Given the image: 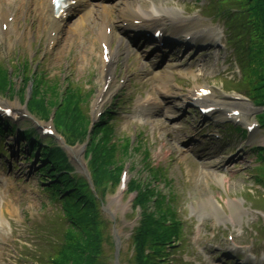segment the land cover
Returning a JSON list of instances; mask_svg holds the SVG:
<instances>
[{
	"label": "rangeland",
	"instance_id": "rangeland-1",
	"mask_svg": "<svg viewBox=\"0 0 264 264\" xmlns=\"http://www.w3.org/2000/svg\"><path fill=\"white\" fill-rule=\"evenodd\" d=\"M207 1L201 0L196 4L194 0H144V2H139L143 9H151L154 5L179 10L180 14L188 19L186 22L188 27L211 28L219 36L220 44L224 47V50L219 52L218 61L209 58L211 56L209 48L186 53L184 51L179 59L171 57L166 64L174 68L172 73L176 76L177 83L168 84L170 90L167 96L174 101L158 116H151L147 124L140 122L135 109L142 96L146 98L157 93L154 90L159 81L146 77L151 70L149 68H154L150 74L157 70V66L150 63L154 48L148 43L141 46V43L126 37L131 36L128 29H123L125 33L120 26L112 29V49L118 44L120 38L126 37V43L131 42L128 49L124 44L119 47L117 58L119 61L114 64L116 74L114 83L119 86V89L115 94H111L100 112L104 113L105 110L113 112V114L104 115V120L112 119L115 122H113L115 124L112 140L115 142L113 154H116L115 147L119 146L118 162L122 163V168L125 167L124 172L127 173L125 182L115 181L108 175L109 179L100 183L99 170L95 173L94 182L88 180L95 196L96 210L94 213L101 221L98 229L99 238H94L93 256L88 264L134 263L132 237L137 233L135 228L139 224V211L137 213V209L133 207L131 203L133 195H130L128 191L133 181L143 185L144 189L150 186L153 193L157 195L173 196L171 204L182 221L185 234L181 245H178L176 249H170L172 250L170 257L173 260L172 264H226L231 258L227 252L229 248H240L235 254L240 257L238 261L240 264H245L243 257L247 264H264V199L261 197L264 195V182L258 180V177H264V172L262 176H259L258 171L253 169L259 164L254 155L250 153L252 146H264L263 129L257 130L246 138L231 136L230 140L223 144L226 132L221 122H218L216 118L204 122L189 119L186 116L187 108L182 107L187 102L183 98L195 86H210L217 98L220 96L237 97L239 102L246 105L243 107H248L247 112L251 120L261 110L260 107L249 103L242 95V91L234 89L235 84L243 80L239 78L237 68L242 69L243 78L245 77L244 65L241 61L244 53L239 43L233 44L236 38L232 40L233 35L225 31V24L218 18L219 15L225 19L226 12H236V16L240 19L244 13H240L241 8L237 0H210L209 8L206 9L204 5ZM6 4L7 1L0 3V11ZM123 6L117 9L109 7V11L103 12H98L95 8L94 12L83 21L82 15L77 13L72 21L69 20L68 24L60 26L54 34L52 33L54 25L47 23L33 8H19V10L13 8L10 9L11 14L18 16L13 23L16 33L10 35L5 33L6 35L0 37V65L2 67L0 69L11 77L9 80L14 83L12 90L15 88L17 91L16 97L10 96L9 99L5 94L1 95L0 104L10 109L17 107L22 112L20 116L17 115L15 123L12 117H4L1 111L0 119L14 124L17 132L28 129L36 130L41 136V145L49 138L54 145L61 148L65 157L67 156V162L72 168L70 176L73 177L87 175V170L92 171L90 167L93 159L91 149L85 144L68 147L64 144L62 135V139L59 136L42 135L41 129L45 126L53 130L51 120L55 123V119L49 117H53L52 111L61 113L64 107L57 105L55 98L59 91L62 98L66 99L69 96L67 95L69 88H71L70 92L77 94L81 99L79 104L81 114L88 113L91 119L99 121L101 113L93 115V104L104 86L100 45L96 38L104 16L108 14L113 21L119 22L121 20L119 13ZM135 6L138 7L136 4ZM172 14L175 15L178 12L173 10ZM241 24L243 25L238 26L243 30L246 27L244 17H242ZM30 29H33L31 41L26 36L27 34H24ZM227 36L232 41L226 40ZM250 59L249 70L245 69V72L248 77L251 74L252 80H258L261 74H264L262 71L264 47L259 46ZM185 64H190V66L196 64L198 69L206 70L201 77L192 78L189 74H181ZM1 70L0 72H3ZM35 73L39 74L37 82L41 84L38 89L33 87ZM193 73L201 74L200 71ZM68 80L77 89L74 86L69 87L72 84ZM115 85L112 88L115 89ZM82 90L85 93L93 92L91 97H87V101L84 100L86 96ZM31 91L35 92L36 99L45 101L44 106L48 111L46 114L40 115L35 112L32 114L35 116L33 117L27 113L24 102L26 98H30ZM259 93L261 94L262 91ZM116 96L118 97L115 98ZM30 109L33 111L31 107ZM166 114L172 115L173 118L165 119ZM159 127H162L160 131L163 134L158 135L156 130L157 142L155 143L151 138L152 130L159 129ZM176 127L180 131L179 135L171 133ZM190 129L199 130V132L195 134L190 132ZM58 130L67 139V132L62 127ZM213 132H223L221 133V135L224 134L223 139L213 142L211 140ZM160 136L165 143L167 140V148L161 143ZM129 137L133 144L137 141L146 147L143 148L148 150L150 164L163 171L164 182L156 183L151 177V172L144 168V152L134 150L136 146L130 152V159L124 156L121 149L124 148L122 143H127ZM125 139L127 141H124ZM22 141L16 136L1 138V143L6 145L5 151L8 154L11 153L12 158L7 157L6 154L5 156L0 154V173L9 182L7 186L0 185L2 188H0V196L5 192L3 197H0V210L3 212L4 219V222H1L3 231H0V264H29L34 263L31 258H35L38 252L48 255L44 253L51 251V248L47 247L46 242L42 240L40 242L41 236L47 239L51 232L53 234L58 232L60 235L66 225L57 204L48 200L45 195L43 189L47 185L39 184V176L36 173L41 165L31 160L25 162L23 156L21 158L18 144ZM206 143H211V145L207 147ZM82 147H86L87 152ZM13 162L17 168L11 166ZM211 175L214 177L210 178ZM219 180H222L223 184L218 185L216 182ZM122 182H124V187ZM155 194L151 201L156 198ZM210 201L217 202L222 213L214 214L202 209V204ZM229 203L241 206L242 213L235 223L230 222L232 209ZM149 211L159 213L160 209L152 202ZM228 235L231 236L232 245L226 242ZM90 240L91 238L87 244L93 247ZM49 241L52 242V239ZM213 245L218 249H213Z\"/></svg>",
	"mask_w": 264,
	"mask_h": 264
},
{
	"label": "trees",
	"instance_id": "trees-1",
	"mask_svg": "<svg viewBox=\"0 0 264 264\" xmlns=\"http://www.w3.org/2000/svg\"><path fill=\"white\" fill-rule=\"evenodd\" d=\"M237 1L242 13L245 14L247 28L253 34V40L256 41L257 45L262 44L264 47V0ZM249 42L251 43L253 41L251 40ZM262 71H264V68H262ZM9 78L10 76L7 72H0V92H9L11 90L10 86L12 83ZM33 87L36 89L40 88L37 83H34ZM251 89L254 92L252 96L253 102L263 107V114L260 115V123L264 127V74H261L258 80L256 79L252 82ZM260 91H262V95L259 93ZM68 95L65 99L62 112H56L55 114L54 125L56 130L58 127H62L70 135L68 136L69 141L83 142L86 140L88 118L85 117L84 113L81 114L79 110L80 97L73 92H70ZM36 98L34 92L29 107L34 111L46 114L48 111L44 106L45 101ZM111 132V125H100L95 132V140L93 139V142L89 143L88 148L91 149L93 155V159L90 162V167L92 168L91 179L93 182L96 180L95 173L98 170V180L100 183L101 181L109 179V177L115 181L119 180L122 166L118 162L116 154H113L114 143L111 140ZM98 134H103V136L98 139ZM115 149L116 153L118 150L117 146ZM124 150L125 157L129 158L131 155L129 147L124 148ZM41 162L44 164V171L41 169L40 172L45 174V177L51 181L45 189L49 194L48 197L55 198L59 201L61 211L64 217L71 221L73 230L72 233H68L65 236L64 244L59 247L58 254L48 261L49 263L47 259L45 261H41V259L37 263L88 264L93 256V247L88 248L87 242H89L90 238V241L93 242L97 236L93 227V221L97 218L93 212L95 209V203L92 201L93 198L89 196L83 181H79V179L73 181L74 179L69 178L63 172L69 170V167L66 165L65 159L59 150H43L40 155ZM130 187L131 190L138 191L137 202L144 209L143 219L134 237L135 262L136 264H158L156 260L164 258L162 257L165 254L163 247L167 244H174L175 241L179 240L182 231L178 215L176 213H170L171 215L169 216L164 210H161V213L156 211L150 212L149 206L152 202L159 208L163 204L161 196L158 195L156 201H151L155 193H153L150 186L144 189L143 185L133 181ZM155 195L157 197V194ZM74 239L81 241L83 245L80 246L76 241L72 242ZM147 244H150L148 246L149 248L146 247ZM147 248L150 250L148 255L145 254Z\"/></svg>",
	"mask_w": 264,
	"mask_h": 264
},
{
	"label": "bare ground",
	"instance_id": "bare-ground-1",
	"mask_svg": "<svg viewBox=\"0 0 264 264\" xmlns=\"http://www.w3.org/2000/svg\"><path fill=\"white\" fill-rule=\"evenodd\" d=\"M47 2H51V0H47ZM119 3H121V2H119ZM96 6H99V4H96ZM76 7H77L76 9H79L81 12H83L84 16L88 13V11L85 12V10H86L85 4H83L79 0H76ZM154 8H156L155 10L159 14H162V15H160V17L155 16L153 14L154 12H152V11H150L149 13H145V12L141 11V8L132 9L130 7H128V9L125 11V17L130 15L131 19L140 18V21H143V19H142L143 17L149 16L152 18L150 21V26L154 27L156 25V28H154V30H156V31L160 29L159 28L160 26H163V24H161V20H162L161 17L163 19L171 18V19H168L169 22L175 20L178 23H180L179 25H183L184 21H183V18L180 17V15L175 14V15L166 17L165 15H168L167 12L170 10L158 8L155 6H154ZM153 11H154V9H153ZM163 15L165 17H163ZM105 22H107V21H104V23L102 24L103 31L100 30L101 31V33H100L101 37L98 39V41H100V44L103 43L104 45H106L107 60L109 59L108 63L105 64V71L103 72V77L105 80H108L109 82L112 83V71H111L110 67L115 60V55L112 53L113 51H111L109 44H108V41H110V39H109V34L106 33V28H109V25H108V23H105ZM13 23H14V20H12L10 18V15L6 11L2 10L0 12V37L2 35H6V34L10 35V34L16 33L15 32L16 29L14 28ZM104 28H105V31H104ZM198 28L205 29L203 26H198ZM13 29H14V32H13ZM198 33L205 40L209 39L210 37H213V35L209 34V32H207V31L206 32L200 31ZM192 34H196V33H192ZM124 42H125V40L123 41V43ZM115 54H116V57L119 55V48H118V52L116 51ZM103 70H104V64H103ZM170 76H172L171 73L166 70V71H164L163 75H157L154 78H157V79H160V78L165 79L166 78V79H168ZM163 83L165 85L167 84V82L165 80L163 81ZM109 94H110L109 89L107 91L101 90L98 93L97 99L94 101V104H93L94 111L100 110V108L104 105L107 98L109 97ZM198 94H199V88H196L195 91L189 93V96L191 98H196L198 100V102L201 104L209 103V106L219 107L218 111L219 112H225V114H224L225 116H226L227 111L234 112L237 107L244 110V112L247 114L248 107H243L246 105L243 104L242 102L231 101L229 103H225V102H223V99L214 100L213 95L211 98L202 99L201 97L198 96ZM210 95H211V93H210ZM144 102H143V106H144ZM1 106H3V105H1ZM238 119L240 121L244 120V114H240ZM212 177H214V176L211 175L210 178H212ZM215 179H217V178L215 177ZM216 183L218 185L223 184L222 180H219ZM229 206H230V209H232L230 221L234 223V222H236L237 218L241 214V212H239L241 206L236 204V203H229ZM201 207H202V209L213 212L214 214L222 213L220 207L218 206L217 202H215V201H210L207 204H202ZM1 220H3V218H2V213L0 211V225H1Z\"/></svg>",
	"mask_w": 264,
	"mask_h": 264
}]
</instances>
